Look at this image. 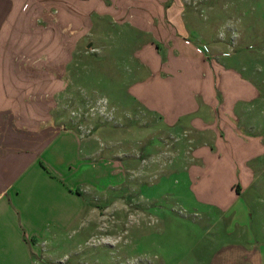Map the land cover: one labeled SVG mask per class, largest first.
<instances>
[{
    "label": "crops",
    "instance_id": "1",
    "mask_svg": "<svg viewBox=\"0 0 264 264\" xmlns=\"http://www.w3.org/2000/svg\"><path fill=\"white\" fill-rule=\"evenodd\" d=\"M107 1L112 5L99 0H0V264H44V245L55 242L86 212L84 183L91 172L86 162L93 152H83L90 142L79 129L64 128L59 114L65 82L77 74L71 70L82 56L79 49L90 51L93 45L95 17L145 35L142 58L136 57L138 52L132 57L127 97L159 117L167 130L182 131L189 151L195 147L189 161L200 164L190 173L198 202L235 224L262 216L253 206L264 198V135L253 134L242 123H250L248 107L259 99L258 90L186 45L171 28L168 0ZM193 14L185 11L188 38L194 33ZM31 59L53 67V73L23 69ZM69 98L77 96L72 92ZM249 131L251 137L245 135ZM79 157L86 164L78 188L73 172ZM245 196L254 203L249 205ZM240 250L211 264H231L239 257L242 264H264V251L240 255Z\"/></svg>",
    "mask_w": 264,
    "mask_h": 264
},
{
    "label": "rangeland",
    "instance_id": "2",
    "mask_svg": "<svg viewBox=\"0 0 264 264\" xmlns=\"http://www.w3.org/2000/svg\"><path fill=\"white\" fill-rule=\"evenodd\" d=\"M165 9L172 30L186 45L258 90L259 99L248 107L250 123H242L244 128L250 125L253 134L264 135V0H168ZM185 11L194 13L189 38ZM94 21L93 45L90 51L79 49L82 56L71 70L77 74L65 82L59 114L64 128L79 129L90 142L83 152H93L86 162L91 167L84 183L87 209L55 242L44 245V264H211L238 248L240 255L251 249L263 252L264 198L253 206L262 216L244 220V225L205 208L191 188L190 173L200 167L189 161L195 147L189 151L182 144L187 140L182 131L167 130L159 117L138 109L127 97L134 76L132 57L138 52L136 57L142 58L145 35L118 28L107 17ZM26 68L54 69L32 59L25 60ZM72 92L76 100L69 98ZM251 131L245 135L251 137ZM82 158L73 172L78 188L86 164ZM231 262L243 263L240 257Z\"/></svg>",
    "mask_w": 264,
    "mask_h": 264
}]
</instances>
